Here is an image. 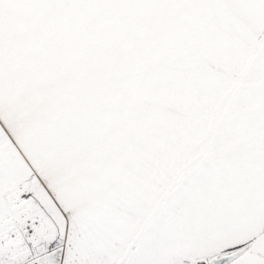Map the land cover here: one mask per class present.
I'll return each instance as SVG.
<instances>
[{
  "label": "snow or ice",
  "instance_id": "obj_1",
  "mask_svg": "<svg viewBox=\"0 0 264 264\" xmlns=\"http://www.w3.org/2000/svg\"><path fill=\"white\" fill-rule=\"evenodd\" d=\"M0 264H264V0H0Z\"/></svg>",
  "mask_w": 264,
  "mask_h": 264
}]
</instances>
